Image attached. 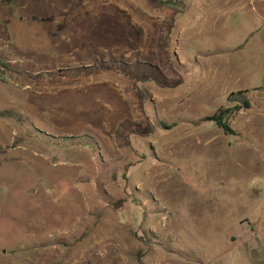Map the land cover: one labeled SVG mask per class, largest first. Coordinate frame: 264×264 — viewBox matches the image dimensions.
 Wrapping results in <instances>:
<instances>
[{
    "label": "rangeland",
    "instance_id": "374dc122",
    "mask_svg": "<svg viewBox=\"0 0 264 264\" xmlns=\"http://www.w3.org/2000/svg\"><path fill=\"white\" fill-rule=\"evenodd\" d=\"M218 3L0 0V264H264V18Z\"/></svg>",
    "mask_w": 264,
    "mask_h": 264
},
{
    "label": "crops",
    "instance_id": "0c3cea01",
    "mask_svg": "<svg viewBox=\"0 0 264 264\" xmlns=\"http://www.w3.org/2000/svg\"><path fill=\"white\" fill-rule=\"evenodd\" d=\"M218 5L214 6L217 9L218 15H230L238 11L251 10L257 12L264 18V0H218ZM214 9H212L214 11Z\"/></svg>",
    "mask_w": 264,
    "mask_h": 264
},
{
    "label": "trees",
    "instance_id": "16d2710c",
    "mask_svg": "<svg viewBox=\"0 0 264 264\" xmlns=\"http://www.w3.org/2000/svg\"><path fill=\"white\" fill-rule=\"evenodd\" d=\"M230 104H237V106L233 107L235 111H241V110H248L251 108L250 101L247 97L246 92H237V93H231L227 100ZM226 111L225 113H220L219 115H215L210 117L209 120L211 122L215 123L219 128L223 129L225 132H230V129L228 127V122H224V119H227L228 115L232 112Z\"/></svg>",
    "mask_w": 264,
    "mask_h": 264
},
{
    "label": "bare ground",
    "instance_id": "6f19581e",
    "mask_svg": "<svg viewBox=\"0 0 264 264\" xmlns=\"http://www.w3.org/2000/svg\"><path fill=\"white\" fill-rule=\"evenodd\" d=\"M66 206H67V205H66ZM67 207H69V205H68ZM75 207H76V206H75ZM78 207H79V206H78ZM62 210H63V209H62ZM64 210H65V209H64ZM56 211H57V210H56ZM54 212H55V211H53V213H54ZM67 212H68V211H67ZM67 212H65V213H67ZM53 213H52V214H53ZM80 213H81V212H80ZM163 260H166V259H162V261H163ZM165 262H166V261H165ZM160 263H163V262H160Z\"/></svg>",
    "mask_w": 264,
    "mask_h": 264
}]
</instances>
